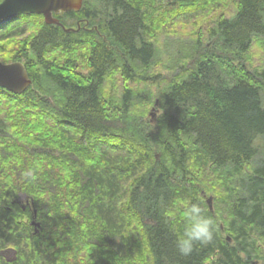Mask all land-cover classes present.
I'll return each instance as SVG.
<instances>
[{"label": "trees", "instance_id": "obj_1", "mask_svg": "<svg viewBox=\"0 0 264 264\" xmlns=\"http://www.w3.org/2000/svg\"><path fill=\"white\" fill-rule=\"evenodd\" d=\"M54 17L73 30L0 22V61L31 81L0 87L4 264H264V0H82ZM186 201L216 230L183 256Z\"/></svg>", "mask_w": 264, "mask_h": 264}, {"label": "water", "instance_id": "obj_2", "mask_svg": "<svg viewBox=\"0 0 264 264\" xmlns=\"http://www.w3.org/2000/svg\"><path fill=\"white\" fill-rule=\"evenodd\" d=\"M82 5V0H1L0 1V22L10 20L18 15L38 14L42 15L46 24L60 25L65 31L72 28H65L55 14L69 11L77 12ZM25 65L21 61L3 63L0 61V87L20 94L30 85ZM153 116V113H150ZM209 209H212V198L207 199ZM36 211H33L31 225L37 231L39 223L35 221Z\"/></svg>", "mask_w": 264, "mask_h": 264}, {"label": "clouds", "instance_id": "obj_3", "mask_svg": "<svg viewBox=\"0 0 264 264\" xmlns=\"http://www.w3.org/2000/svg\"><path fill=\"white\" fill-rule=\"evenodd\" d=\"M183 207L186 224L182 235L177 237L176 246L181 255L188 256L197 243L207 245L212 242L216 225L212 218L203 214L198 204L186 201ZM0 264H4L2 258Z\"/></svg>", "mask_w": 264, "mask_h": 264}, {"label": "rangeland", "instance_id": "obj_4", "mask_svg": "<svg viewBox=\"0 0 264 264\" xmlns=\"http://www.w3.org/2000/svg\"><path fill=\"white\" fill-rule=\"evenodd\" d=\"M165 72L163 71V74ZM166 77L169 78L170 77V74L169 73H166ZM263 100H264V94H263ZM150 113H153V116H151ZM159 114V111L158 110H150L149 111V118H152L153 120H155L157 118V115ZM255 144L258 146V149H259V155L258 157H261V155H263V152H264V137H259L256 141H255ZM212 198V197H211Z\"/></svg>", "mask_w": 264, "mask_h": 264}]
</instances>
